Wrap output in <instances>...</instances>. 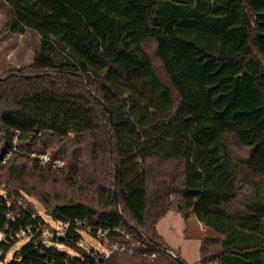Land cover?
<instances>
[{
    "label": "trees",
    "instance_id": "1",
    "mask_svg": "<svg viewBox=\"0 0 264 264\" xmlns=\"http://www.w3.org/2000/svg\"><path fill=\"white\" fill-rule=\"evenodd\" d=\"M5 2L3 30L40 38L29 65L0 72V162L11 151L0 186L18 216L8 223L0 194V232L33 222V208L18 204L29 195L55 220L124 225L156 252L153 262L112 254L99 264H179L156 225L192 212L221 237L201 240L199 264H264V10L255 0ZM16 255L98 264L39 239Z\"/></svg>",
    "mask_w": 264,
    "mask_h": 264
},
{
    "label": "built area",
    "instance_id": "2",
    "mask_svg": "<svg viewBox=\"0 0 264 264\" xmlns=\"http://www.w3.org/2000/svg\"><path fill=\"white\" fill-rule=\"evenodd\" d=\"M18 132H16L17 134ZM16 137L14 136L12 144V151H15V142ZM11 151L6 153L5 157L1 160L0 164H4L5 161L10 157ZM30 158L37 160L41 164L50 163L54 168H62L64 162L61 159L51 160L48 153H31ZM8 198V195H7ZM4 196V203L8 208L6 213V218L8 223H15L18 219V216H13L9 211L11 203ZM22 202H19L21 204ZM47 214V213H46ZM46 218L51 219L56 222L57 225L52 227L45 223L37 213L31 215L32 223L21 227L17 232L12 233L7 232L10 225L5 226V231L1 232L2 237L0 241V264H23L22 259L19 255H16L14 252L11 259H7L5 256L8 253L6 251L7 246L13 244L14 246L17 243V240L26 239L27 241L31 239H39L43 243L48 242L57 246L58 250L68 249L67 244L72 242L73 233L77 234L78 240L74 242L75 246V256L82 257L83 254L91 257L95 263L100 262V260L108 257L109 255H126L130 257H140L145 259L148 262H153L156 259V252L149 250L147 245L141 240H138L133 235L132 231L125 227L124 225L117 226L115 228H102L94 227L90 221L87 219H67V220H55L53 216H50L49 213L45 215ZM112 235H116L121 240H112ZM84 236L90 237L96 241V244L101 248V251H95L84 241ZM143 240H147L144 235L139 236ZM2 243V244H1ZM12 247H10L11 249ZM35 248H38L37 242L35 243ZM9 249V250H10ZM69 250V249H68ZM76 250H79L76 251ZM172 256H175L171 253ZM70 256V255H69ZM66 264H70V260L66 259Z\"/></svg>",
    "mask_w": 264,
    "mask_h": 264
},
{
    "label": "rangeland",
    "instance_id": "3",
    "mask_svg": "<svg viewBox=\"0 0 264 264\" xmlns=\"http://www.w3.org/2000/svg\"><path fill=\"white\" fill-rule=\"evenodd\" d=\"M254 8L256 10H264V0H255ZM8 12L9 6L6 5L4 0H0V56H3L4 52L8 49H10L11 51L13 50V57L17 61V63H23V65L26 67L28 63H31L30 61H32L33 55L38 48L39 37L36 32L32 31H28L22 36L18 34L7 35V31L3 29ZM5 36H7L8 38L5 39ZM8 71L9 70L5 71L0 69V72L2 73H6ZM7 189L4 184H1L0 194H3V197L6 196V198L7 194H10V197H8L7 199L11 203V199H14L13 193L12 191H8ZM19 202H24L25 206L30 205L38 214V216L48 225L52 227H55L57 225L56 222L46 218L45 215L48 214L47 209L35 197L26 195L24 198L19 199L18 204ZM193 216L194 215L191 212L189 214L190 219L188 218L186 221H184L180 217L178 212L170 211L164 217H162L156 225L157 232L167 243L168 248L175 252H180V258L185 264H199V248L202 239H217L220 237L208 228H203V231L197 224ZM1 237L2 233L0 232V241ZM16 240L17 243L12 246V248L5 256L7 259H11L14 252L18 251L28 242L26 239ZM84 241L95 251H101V248L96 244V241L91 239L90 237L84 236ZM44 246L57 249L56 245L48 242H45ZM61 251L68 253L70 256H75L73 250L64 248L61 249Z\"/></svg>",
    "mask_w": 264,
    "mask_h": 264
},
{
    "label": "crops",
    "instance_id": "4",
    "mask_svg": "<svg viewBox=\"0 0 264 264\" xmlns=\"http://www.w3.org/2000/svg\"><path fill=\"white\" fill-rule=\"evenodd\" d=\"M5 1V0H4ZM6 3V2H5ZM6 5H8L7 3H6ZM28 31H32V32H36V31H34V30H32V29H26L22 34H18V35H24L25 33H27ZM5 33V32H4ZM8 33V34H7ZM37 33V32H36ZM6 34L7 35H15V34H17V33H11V32H6ZM37 35H38V37L40 38V36H39V34L37 33ZM8 37L7 36H5V39H7ZM4 42V41H3ZM38 46H39V43H38ZM8 47H10V46H8ZM38 49V48H37ZM7 50V49H6ZM37 51V50H36ZM35 54V53H34ZM34 56V55H33ZM33 59V58H32ZM31 62V61H30ZM26 65V64H25ZM28 65H29V63H28ZM23 63H17V61L14 59V57H13V50L11 51L10 49H8L7 51H5L4 52V55L3 56H0V69L1 70H9V71H14V70H11V69H20V68H23ZM27 66V65H26ZM25 67V66H24ZM8 71V72H9ZM193 214V213H192ZM194 217V219H195V221L197 222V224L200 226V228L203 230V228L204 229H207L206 227H204L203 226V224H201L200 222H198L197 220H196V218H195V216H193ZM189 219H190V217H188ZM204 231V230H203ZM159 234V233H158ZM160 236V235H159ZM161 237V236H160ZM162 238V237H161ZM219 238H221V237H219ZM163 239V238H162ZM164 240V239H163ZM165 242V241H164ZM166 243V242H165ZM166 245H167V243H166ZM167 247H168V245H167ZM170 249V248H169ZM170 251H171V253H173V252H175V251H173V250H171L170 249ZM177 252V251H176ZM179 254H180V252H178Z\"/></svg>",
    "mask_w": 264,
    "mask_h": 264
},
{
    "label": "water",
    "instance_id": "5",
    "mask_svg": "<svg viewBox=\"0 0 264 264\" xmlns=\"http://www.w3.org/2000/svg\"><path fill=\"white\" fill-rule=\"evenodd\" d=\"M113 194H114V199H115V201L117 202V198H116V196H115V192H113ZM49 215L52 216V215H53V212H50ZM141 235H142V234H141ZM144 236H145V235H144ZM145 237H146V236H145ZM146 238H147V237H146ZM177 260H178V263H179V264H185L182 260H180V259H178V258H177Z\"/></svg>",
    "mask_w": 264,
    "mask_h": 264
}]
</instances>
